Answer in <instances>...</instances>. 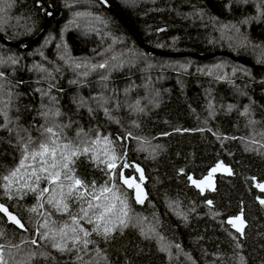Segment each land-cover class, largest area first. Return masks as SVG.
Listing matches in <instances>:
<instances>
[{
    "label": "trees",
    "instance_id": "trees-1",
    "mask_svg": "<svg viewBox=\"0 0 264 264\" xmlns=\"http://www.w3.org/2000/svg\"><path fill=\"white\" fill-rule=\"evenodd\" d=\"M104 1L108 6L100 0H0V36L24 42L14 47L0 40V101L11 97L7 113L13 129L0 128V201L24 224L20 230L0 213L6 254L7 246L19 244L21 252L10 249L18 259L29 251L48 254L32 264H73L77 255L62 254L36 235L46 231L39 228L45 219L57 229L72 226L67 213L47 204L48 193L44 208L28 211L37 205L39 189L53 185L41 179L36 193L17 192L28 179L18 177L12 198L2 187V177L22 158L15 129H28L40 141L42 113L48 112V124L69 125L61 143L78 142V132L87 134L88 145L97 137L101 141L76 159L75 175L88 189L84 200H68L70 212L79 218L80 208L89 200L103 202L92 197L113 184L129 206L128 226L108 239L92 232L95 223L80 220L92 232L87 254L79 253L85 261L98 248L100 264H264V194L256 187L264 182V0ZM53 10L59 15L51 19ZM120 17L147 46L183 56L148 53ZM48 20L42 40L28 50L27 42ZM102 63L106 67H98ZM56 110L61 115L52 117ZM104 137L113 143L106 146ZM106 147L120 157L118 165H130L122 169L127 177L136 176V166L144 169L143 203L119 175L112 178L102 162ZM220 163L232 176L218 177L215 193L202 196L190 187L189 176L203 178ZM242 210L248 223L244 238L227 223Z\"/></svg>",
    "mask_w": 264,
    "mask_h": 264
},
{
    "label": "snow or ice",
    "instance_id": "snow-or-ice-1",
    "mask_svg": "<svg viewBox=\"0 0 264 264\" xmlns=\"http://www.w3.org/2000/svg\"><path fill=\"white\" fill-rule=\"evenodd\" d=\"M247 3V0H244ZM81 15V14H77ZM116 59V57H113ZM12 60V63H15ZM80 67V65H77ZM95 67V66H94ZM100 68L106 67V64L98 65ZM0 76L3 73L0 72ZM3 90V85H0V91ZM4 104L3 108H0V115L4 117L5 123L0 125V128H6L10 133L13 132L12 128H8V125L12 123L11 119L8 117L7 108L11 103V97L8 101H0ZM51 111V110H49ZM46 118L45 125H41V137L40 141H34L30 134H28V129L19 127L15 129L18 143L22 147V158L19 161L18 166L11 170L7 175L2 177L3 181H6L2 185L4 192L9 198H12V186L14 183H19L18 177L23 179L28 177L23 184L20 185L17 192H21L24 189L36 193L39 189V182L41 179L47 180L48 184L53 185L51 189L45 187L39 189L37 195V205L32 206L28 211L36 213L39 209L44 208V203L42 202L45 197V193H48L47 204L50 205L56 212L67 213L72 222V226L65 223L59 229L50 227L49 222L45 219L43 224L39 225V228L46 229V231H37L36 235L39 236L40 240L48 242L49 246L54 248L60 253H70L73 250L76 251L77 255L73 264L77 262H82V264H100V260L104 259L102 256V250L96 249V256L92 257V260L85 261L80 252L87 254L89 244L93 241L89 240L88 237L91 236L92 232L97 235H101L104 239H108L111 235L120 228L121 230L128 226V215L129 206L126 199H122L121 195L115 184L111 187L103 186L99 189V195H94L93 200L103 201L101 203L93 204L91 200L87 201V208L81 207L80 212L83 213L82 216L78 214H73L70 212L68 200L74 198L77 201L84 200L85 193H87L88 185L75 175L74 165L76 159L81 155H87L94 151L95 145L99 144L100 138L97 137L96 140L92 141L91 145H88V141L83 137H86V133L78 132L77 137L80 138L78 142L68 141L66 143H61V137L64 135V128L69 125H60L52 121L51 124L47 123V118L49 116L48 112L42 113ZM52 117L60 116L59 110L51 113ZM25 134V135H22ZM130 135V134H129ZM103 142L106 146H110L113 142L108 139V137L103 138ZM36 144V147H32ZM88 145V146H85ZM264 146V145H262ZM104 155L106 159L102 161L105 163L106 167L110 170L112 178L119 175L120 180L124 185L130 189L135 190V200L137 203H143L146 199V195L143 193L141 184L144 180L143 170L136 166V171L140 173L139 183L136 178H126L123 173V168H128L130 165L123 163L122 166L118 165V160L120 157L116 154L115 150L111 147H106L104 150ZM92 159H99L98 155L93 154ZM33 161L39 163V168L35 167L34 164H28L27 161ZM120 167L121 171L117 173L115 170ZM24 169L22 172L21 170ZM31 169V171H29ZM223 169L228 174H231V170L224 167L222 163L217 164L206 177L202 180H195L191 176L188 179L192 182L194 186L203 192L206 188L215 190L213 183V174L217 170ZM34 182L32 181V178ZM67 182V183H66ZM95 187V182H93V188ZM261 192H264V183H258L256 185ZM83 189L84 192L80 190ZM26 194V193H25ZM22 198V197H21ZM260 203L264 205V199H260ZM211 205L212 201H208ZM92 210V216H89V211ZM0 213H3L9 222L24 228V224L21 220L4 205L0 204ZM44 215V213H41ZM51 215V213H48ZM87 218L88 223H95V227L92 232L80 227V220ZM54 223V222H53ZM237 232L243 235L245 221L243 214L231 217L227 220ZM82 233V235H81ZM3 233L0 232V236ZM30 243L39 247L37 239H31ZM9 251L6 254V245L0 244V264H32V261L36 259L37 256H42L48 259L49 256L44 252L29 251L25 255L20 256L18 259L10 249L15 248L16 252H21V245H9L7 246ZM179 248V245L176 246ZM163 250V249H162ZM99 257L100 259H97Z\"/></svg>",
    "mask_w": 264,
    "mask_h": 264
},
{
    "label": "water",
    "instance_id": "water-1",
    "mask_svg": "<svg viewBox=\"0 0 264 264\" xmlns=\"http://www.w3.org/2000/svg\"><path fill=\"white\" fill-rule=\"evenodd\" d=\"M101 2H103L106 6H108L107 5V3L104 1V0H100ZM52 13H53V16L51 17V19H53L54 17H57L58 15H59V12L57 11V10H53L52 11ZM121 18V21H122V23L126 26V28L135 36V38L137 39V41L139 42V44L141 45V47L142 48H144L148 53H150V54H156V55H162V56H172V57H175V56H183V54H168V53H165V52H162V51H158V50H155V49H153V48H151V47H149V46H147L146 44H145V42H144V40L142 39V37H141V35L137 32V30L135 29V27L131 24V23H129L127 20H125L124 18H122V17H120ZM49 21L50 20H48V22L46 23V25H45V29H44V31L36 38V39H34L33 41H30V42H27V49L29 50L31 47H33V46H36L37 44H39L40 43V41L42 40V38H43V36H44V34H45V32H46V30H47V28H48V23H49ZM0 40H2L3 42H6L1 36H0ZM7 44H9V45H12V46H14V47H19V46H21L22 44H24V42H19V43H8V42H6ZM226 55H228V54H226ZM207 58H209V56L208 57H206V56H204V57H201V59H207ZM236 61H238V62H240V63H243V64H246V65H250V66H252V64L248 61V60H246V59H235ZM224 167H226V168H228V169H230L231 170V168L230 167H228V166H224ZM139 168L140 169H142L143 170V175H144V180H143V183L141 184V187H142V189H143V193L146 195V198H147V195H148V191H147V188H146V185H147V177H146V173H145V171H144V169L142 168V167H140L139 166ZM211 171V170H210ZM209 171V172H210ZM123 173H124V176L126 177V178H136V180H137V182L139 183L140 181H139V176H140V173L139 172H137L136 171V176H132V177H127L126 176V174H125V170H123ZM208 175V174H207ZM206 175V176H207ZM205 176V177H206ZM220 176H223V177H230V176H232V170H231V174H228L227 172H225L223 169H219V170H217V172L216 173H214L213 174V183H214V188H215V190H211V189H208V188H206L203 192H201L200 191V189L199 188H197L196 186H194L193 184H192V182L189 180V185H190V187L191 188H193V189H195L197 192H199V193H201L202 194V196H205L206 194H207V192H210V193H215L216 192V190H217V186H218V177H220ZM191 177L193 178V179H195V180H197V181H199V180H202L203 178H200V179H196L193 175H191ZM262 183H264V182H262ZM125 187L127 188V189H129V190H134V189H130V188H128L126 185H125ZM260 190V189H259ZM261 192V191H260ZM262 194H264V192H261ZM134 196H135V190H134ZM146 200V199H145ZM144 200V201H145ZM0 204H3L1 201H0ZM6 206V205H5ZM7 207V206H6ZM8 208V207H7ZM9 209V208H8ZM9 211H10V209H9ZM11 212V211H10ZM13 213V212H12ZM241 213L243 214V218H244V221H245V227H244V232H243V235H241L239 232H237L230 224H228V225H230L233 229H234V231L237 233V234H239L241 237H245V232H246V229H247V227H248V223H247V221H246V218H245V215H244V210H242L241 211ZM241 213L239 214V215H241ZM6 219H7V217L3 214V213H1ZM14 214V213H13ZM16 215V214H15ZM17 216V215H16ZM18 217V216H17ZM19 218V217H18ZM7 221H8V219H7ZM9 222V221H8ZM10 224H12V225H14L15 227H17L18 229H20V230H23L22 228H20L19 226H17V225H15V224H13V223H11V222H9ZM21 223H22V221H21Z\"/></svg>",
    "mask_w": 264,
    "mask_h": 264
}]
</instances>
